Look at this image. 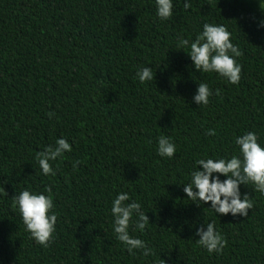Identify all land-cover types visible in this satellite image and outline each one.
Segmentation results:
<instances>
[{
    "label": "trees",
    "instance_id": "16d2710c",
    "mask_svg": "<svg viewBox=\"0 0 264 264\" xmlns=\"http://www.w3.org/2000/svg\"><path fill=\"white\" fill-rule=\"evenodd\" d=\"M172 3L173 17L161 21L155 0H0V264H264V195L241 185L254 204L248 217L217 216L183 191L196 160L239 155L235 137L255 132L264 147V9L250 0ZM204 23L225 26L243 53L239 84L196 71L189 49H178ZM146 66L155 78L140 83ZM201 82L213 91L207 106L193 99ZM161 135L176 144L173 158L158 155ZM59 138L72 151L44 176L36 153ZM46 185L58 221L44 248L12 197ZM122 192L148 216L143 233L134 224L129 233L153 254L129 255L115 238L111 206ZM212 221L228 241L222 254L196 244Z\"/></svg>",
    "mask_w": 264,
    "mask_h": 264
},
{
    "label": "clouds",
    "instance_id": "9594fccd",
    "mask_svg": "<svg viewBox=\"0 0 264 264\" xmlns=\"http://www.w3.org/2000/svg\"><path fill=\"white\" fill-rule=\"evenodd\" d=\"M156 15L161 21L173 17L172 0H155ZM190 0H184L183 8L191 9ZM264 8V0L260 3ZM259 27H264V19L259 22ZM179 50L187 48L185 52L193 62L194 68L200 73H216L228 83L237 85L241 80L242 66L237 63L238 57L243 53L238 46L231 42V33L223 25L204 23L203 30L194 40L180 37L177 45ZM140 83L153 81L151 67H142L136 73ZM217 96L220 90L217 89ZM213 95L207 83L198 84L197 94L194 96L196 104L207 106L209 98ZM53 113H49L51 117ZM206 136H214V129L205 132ZM258 134L246 132L237 136L234 143L238 146L239 155H233L229 159L217 160L198 159L195 161L196 170L191 173V180L184 184L183 191L187 199L198 207L211 203L210 209L217 215L248 217V212L254 207L248 194L243 197L240 186H252L254 192L264 195V147L258 143ZM72 146L67 139L59 138L54 145L47 146L43 151L36 153V160L44 176H55V171L50 161L62 158L65 152H71ZM177 151L176 144L169 136L161 135L157 142V152L160 157L173 158ZM79 161L73 162V170L77 169ZM202 167V170H201ZM214 173L218 175H213ZM225 176L223 181L220 176ZM44 193H48L45 195ZM52 187L46 185L41 193H32L22 190L12 197L14 206L25 225V230L38 245L47 248L54 242V233L58 215L53 211L55 205L52 198ZM130 201L127 192L116 196L112 202L111 215L113 217V232L115 238L125 246L129 255H136L135 250H141L143 256L153 254L152 249L142 239L135 238L129 233L130 225L133 230L144 232L150 223L149 218L142 211L141 204L135 200ZM136 217L133 220V217ZM218 216V215H217ZM201 225L197 231V246L209 253L222 254L227 247V239L216 229L215 222H207ZM165 264V261H164Z\"/></svg>",
    "mask_w": 264,
    "mask_h": 264
},
{
    "label": "rangeland",
    "instance_id": "374dc122",
    "mask_svg": "<svg viewBox=\"0 0 264 264\" xmlns=\"http://www.w3.org/2000/svg\"><path fill=\"white\" fill-rule=\"evenodd\" d=\"M252 3L258 5L260 7L261 0H250ZM264 9V8H263Z\"/></svg>",
    "mask_w": 264,
    "mask_h": 264
}]
</instances>
